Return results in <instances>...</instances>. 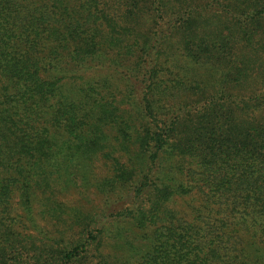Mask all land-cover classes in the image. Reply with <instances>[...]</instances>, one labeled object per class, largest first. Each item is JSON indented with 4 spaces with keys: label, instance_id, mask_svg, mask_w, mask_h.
<instances>
[{
    "label": "trees",
    "instance_id": "1",
    "mask_svg": "<svg viewBox=\"0 0 264 264\" xmlns=\"http://www.w3.org/2000/svg\"><path fill=\"white\" fill-rule=\"evenodd\" d=\"M0 264H264V0H0Z\"/></svg>",
    "mask_w": 264,
    "mask_h": 264
},
{
    "label": "rangeland",
    "instance_id": "2",
    "mask_svg": "<svg viewBox=\"0 0 264 264\" xmlns=\"http://www.w3.org/2000/svg\"><path fill=\"white\" fill-rule=\"evenodd\" d=\"M87 197H89L90 200L94 198L91 194H89Z\"/></svg>",
    "mask_w": 264,
    "mask_h": 264
}]
</instances>
